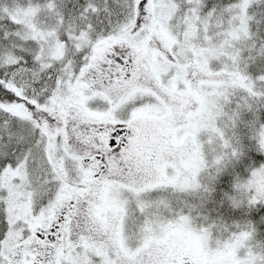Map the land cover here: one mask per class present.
Listing matches in <instances>:
<instances>
[{"label":"snow or ice","instance_id":"obj_1","mask_svg":"<svg viewBox=\"0 0 264 264\" xmlns=\"http://www.w3.org/2000/svg\"><path fill=\"white\" fill-rule=\"evenodd\" d=\"M0 264H264V0H0Z\"/></svg>","mask_w":264,"mask_h":264}]
</instances>
